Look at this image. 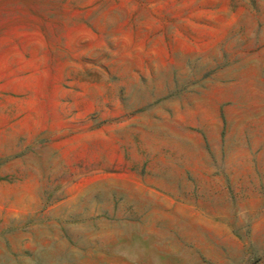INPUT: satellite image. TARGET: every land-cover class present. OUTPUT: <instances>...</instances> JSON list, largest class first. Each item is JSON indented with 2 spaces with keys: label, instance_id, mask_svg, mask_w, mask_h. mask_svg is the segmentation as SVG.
<instances>
[{
  "label": "rangeland",
  "instance_id": "obj_1",
  "mask_svg": "<svg viewBox=\"0 0 264 264\" xmlns=\"http://www.w3.org/2000/svg\"><path fill=\"white\" fill-rule=\"evenodd\" d=\"M0 264H264V0H0Z\"/></svg>",
  "mask_w": 264,
  "mask_h": 264
}]
</instances>
